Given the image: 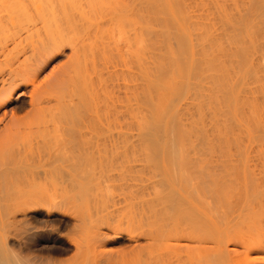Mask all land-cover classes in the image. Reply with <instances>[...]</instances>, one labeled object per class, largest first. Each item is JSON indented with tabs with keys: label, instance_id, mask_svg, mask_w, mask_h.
Instances as JSON below:
<instances>
[{
	"label": "bare ground",
	"instance_id": "bare-ground-1",
	"mask_svg": "<svg viewBox=\"0 0 264 264\" xmlns=\"http://www.w3.org/2000/svg\"><path fill=\"white\" fill-rule=\"evenodd\" d=\"M0 111V264L48 263L8 240L37 208L74 218L65 264H257L264 0H0Z\"/></svg>",
	"mask_w": 264,
	"mask_h": 264
},
{
	"label": "rangeland",
	"instance_id": "rangeland-1",
	"mask_svg": "<svg viewBox=\"0 0 264 264\" xmlns=\"http://www.w3.org/2000/svg\"><path fill=\"white\" fill-rule=\"evenodd\" d=\"M65 53L64 54H62L63 52H64V50H63V52L59 55L58 54V56L56 55L55 57H53L49 62H48V64H47V66H46V68L48 69V71L46 72V68H45V72L46 73H48L49 72V70H51V69H53L54 67L55 68H57L58 66H60V65H62V63L64 62V61H66V56L68 55V53H67V48H65ZM67 53V54H66ZM66 54V55H65ZM62 61V62H61ZM61 62V63H60ZM52 63V64H51ZM50 64L51 65H53V66H50ZM60 64V65H59ZM49 67L51 68V69H49ZM22 89V90H21ZM24 91V93H19V92H21V91ZM26 91V89H23V88H20V89H17L16 91H15V93L13 94V98H14V96H15V98L13 99V100H11L9 103H8V105H7V107H6V110H10V108H11V106H12V109L14 110V112H15V115H16V117H24V115H26L27 113H28V111H30V105H29V96H28V94H27V91ZM17 92H18V94H17ZM29 107V108H28ZM8 108V109H7ZM2 111H0V113H1ZM263 117V116H262ZM261 117H259V119H260ZM263 119V118H262ZM259 121H261V119L259 120ZM259 121L257 122V124L258 125H261V127H262V123H259ZM262 122H264V120L262 121ZM256 125V124H255ZM257 125V127L255 126V128L257 129V131H258V129H260V133L259 132H256L255 130V134H254V139H253V143H254V145H253V154H254V156H256V154H259L260 155V158H259V156H256V157H254L253 156V162L255 163V161H257V163H255V170L256 169H258V166L259 167H262V165H261V161H262V159H264V157H261V155L263 156V152L261 151L262 149H264V148H262L261 149V143H263L264 144V142H257V141H262V139L261 140H259V138H262V137H264V131H262V128H258V127H260V126H258ZM263 130H264V128H263ZM256 136V137H255ZM263 141H264V139H263ZM255 143H258L257 145H260L259 147L258 146H256L257 147V150H256V148H254L255 147ZM264 146V145H263ZM261 149V150H260ZM254 150H256L257 152L255 153V151ZM260 151L262 152V154L260 153ZM258 157V159H256ZM261 165V166H260ZM264 168V167H263ZM262 169V168H261ZM261 169H258V170H256V171H254V172H256L257 174H255L256 175V177L257 178H259L258 176H262L261 178H263L262 180H263V182H264V177H263V173H262V170ZM261 170V171H260ZM264 170V169H263ZM261 172V173H259V172ZM264 172V171H263ZM259 173V174H258ZM255 177V176H254ZM257 178H254V183H256V182H258V179ZM260 180V179H259ZM262 181L260 180L259 181V183H261ZM258 184V183H257ZM257 184H255V185H257ZM263 184V183H262ZM258 185H260V184H258ZM258 185H257V187H258ZM261 190H263V191H261V190H259V189H256V191L255 192H258L259 194H260V192H263L264 193V187H259ZM258 190V191H257ZM260 191V192H259ZM118 193V192H117ZM258 193H257V195H258ZM263 193H261V194H263ZM256 196V195H255ZM259 196V195H258ZM262 197H264V194H263V196ZM258 198V197H257ZM257 198L256 199H254V200H257ZM262 199V198H261ZM261 199H258L257 201H261ZM262 201H264V200H262ZM261 201V202H262ZM109 203H111V201H109ZM255 204H254V208H255V205H256V201L254 202ZM261 205H264V204H262L261 203ZM257 206V205H256ZM260 206V205H259ZM259 206H257L258 207V210L260 209L259 208ZM262 207V206H261ZM240 209L241 208H238L236 211L238 212V211H240ZM257 209V208H256ZM256 209H254V210H256ZM262 210H263V208H261ZM258 210H256V211H258ZM236 211L234 212V213H236ZM234 213H233V215L228 219V221L229 222H235L234 223V225H232V227H231V225H228V229H226L225 228V226H223V227H221V231H222V234L225 236L226 234H228V235H232V238H233V240L235 241V242H237V244L238 243H240V239H239V237H237V235H238V233H240V232H238L237 233V235H234V233L235 232H233L232 233V229H230V228H233V227H235V225L237 226V224H238V222H237V220L239 219V217H238V214H241L242 215V213L240 212H238V214L236 213L235 214V218L237 219H235V220H233V216H234ZM254 213V212H253ZM260 213V215H258V214H256V215H258L260 218H264V214L262 215V213H261V211L259 212ZM19 214V213H18ZM20 215V214H19ZM241 215H239V216H241ZM28 217H26V219L28 218V219H30V221H27V222H24V221H20V222H22V223H18V225H20L19 226V228H18V232H20V233H18V236L17 235H9V244H10V246H13L12 248H15L16 250H17V252H19L20 251V249L21 248H23L24 249V251L23 252H25V250L28 248L29 249V251L30 250H33V251H35L34 252V254L36 253L37 255H39V256H41V258L43 257H46V258H42L41 260H43V262L45 263V262H47L48 261V263L47 264H49V262H51V264H59V263H63V264H65L66 262L68 263V261L70 260H72L73 258H75L74 256H75V254H76V249H75V247H74V244H73V242L71 243V240L69 239V237H68V235L70 236L71 234H73L74 233V231H75V229H76V225H75V223L76 222H74V218L72 217V216H70V215H61V214H57V215H55L54 217H51V219L50 220H48L49 222H47L46 221V219H47V217H46V213H45V211L42 209V208H37V210L35 211V210H32V211H30L29 212V215H27ZM31 216V217H30ZM253 217H255L256 218V216H253ZM260 218H258V219H260ZM0 219H3V216H1L0 215ZM20 219H22V218H20ZM19 219V220H20ZM253 219V218H252ZM258 219H256L259 223H262V222H264V219H263V221H259ZM262 220V219H261ZM254 221V220H253ZM50 222H53L52 224L54 225V226H52V228L50 227V228H46L45 226H47ZM236 222H237V224H236ZM46 223V224H45ZM255 223V222H254ZM22 224V225H21ZM230 224V223H229ZM240 224V223H239ZM239 224H238V226H239ZM257 224V223H256ZM263 224V223H262ZM262 224H260V226L262 225ZM31 225H33V226H35L34 228H36V229H34V228H31ZM242 225H244V223H242ZM264 225V224H263ZM74 226H75V228H74ZM237 226V227H238ZM240 226H241V224H240ZM244 227L246 228V226L244 225ZM244 227L242 228L243 230H244ZM264 227V226H263ZM263 227H261V229L259 228V230H260V233H261V237H258V236H260L259 234L260 233H258V236L257 237H255L254 235L255 234H253V236H252V234L250 233L249 235L250 236H252V237H254V239H253V241H254V247H256V245L257 246H259V245H261L262 247L264 246V244H262V243H264V239H263V241L261 242L260 240H262V235H263V230H264V228ZM224 228H225V231H224ZM235 229H238V228H234V230L233 231H235ZM240 229H241V227H240ZM239 229V230H240ZM241 229V230H242ZM255 229H256V227H255ZM20 230V231H19ZM227 230V231H226ZM243 230L241 231V232H243ZM253 230V229H252ZM257 230H258V228H257ZM256 230V231H257ZM72 231H73V233H72ZM77 232V231H76ZM246 232V231H245ZM245 232H243V233H245ZM255 232V230L253 231V233ZM112 233H113V231H112ZM112 233H110L109 232V234H112ZM68 234V235H67ZM109 234H108V236H106V237H109V238H107L106 240L107 241H105L104 243V245H106L105 246V248H107V250H109V248H112L110 251H116V253H118L119 251H120V249H121V251L120 252H122V253H118V254H120L121 256L120 257H125L126 258V254L124 255V256H122L123 255V252L126 250H129L130 248H131V251L130 252H133V251H135L134 249H133V247H132V245L134 246V247H140V246H142V244L144 245V243H146V241L145 240H147V237L146 236H144L145 238H143V237H137V239L136 238H131V237H129V235H127V233H125V232H123V233H117V234H119V235H115V233H113L112 235H110L109 236ZM247 234H248V232H247ZM246 234V235H247ZM115 235V236H114ZM245 235V234H244ZM257 235V234H256ZM143 236V235H142ZM105 237V238H106ZM110 237H113V238H110ZM220 237V236H219ZM231 236H229V238H230ZM131 238V239H130ZM228 238V239H229ZM263 238H264V236H263ZM129 239V240H128ZM219 239H221V238H219ZM138 241H140V242H138ZM143 241H145L144 243H143ZM232 241V240H231ZM256 241V242H255ZM260 241V242H259ZM108 242V243H107ZM135 242V243H134ZM139 243V244H138ZM255 243H256V245H255ZM261 243V244H260ZM129 244V245H128ZM136 246H135V245ZM259 244V245H258ZM118 245V246H117ZM239 245V244H238ZM21 246V247H20ZM111 246V247H110ZM115 246H117V247H115ZM127 246H128V248H127ZM145 246V245H144ZM19 248V250H18V248ZM125 247V248H124ZM138 247V248H139ZM252 247V246H251ZM135 248V249H136ZM137 248V249H138ZM144 248V247H143ZM114 249V250H113ZM118 249H119V251H118ZM238 249H239V251H241L240 253H243V249L244 248H241V247H238ZM253 249V248H252ZM251 249V250H252ZM255 249H257V248H255ZM114 251V252H115ZM118 251V252H117ZM126 251H125V253H126ZM129 251H127L128 253L127 254H129L130 252ZM253 252H251V258L253 257V256H255V257H257L258 259H253L254 261L255 260H257V264H264V258L263 257H260V256H262V254L264 253V248H261V249H257V250H255V252H254V249L252 250ZM31 252V251H30ZM41 252V253H40ZM114 252H112L113 253V255H114ZM260 252H261V255H260ZM32 254H33V252H31ZM115 253V254H116ZM257 253V254H256ZM117 254V255H118ZM26 255V254H25ZM117 255H115L113 258L115 259H117L118 257H119V255H118V257H117ZM253 255V256H252ZM260 255V256H259ZM263 256H264V254H263ZM29 257H31V255L29 256ZM120 257H119V259H120ZM254 257V258H255ZM261 258H263V259H261ZM52 259V260H51ZM114 259H113V261H114ZM261 259V260H260ZM40 260V261H41ZM45 260V261H44ZM40 261H38V262H40ZM54 261V262H53ZM262 261V263H260ZM53 262V263H52ZM259 262V263H258ZM42 263V262H41ZM43 264V263H42ZM46 264V263H45Z\"/></svg>",
	"mask_w": 264,
	"mask_h": 264
}]
</instances>
